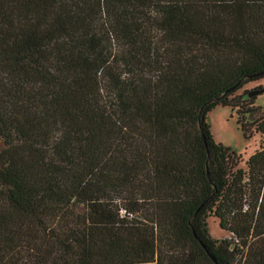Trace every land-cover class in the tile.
Wrapping results in <instances>:
<instances>
[{
	"label": "trees",
	"instance_id": "obj_1",
	"mask_svg": "<svg viewBox=\"0 0 264 264\" xmlns=\"http://www.w3.org/2000/svg\"><path fill=\"white\" fill-rule=\"evenodd\" d=\"M263 76L264 0H0V264H264Z\"/></svg>",
	"mask_w": 264,
	"mask_h": 264
},
{
	"label": "rangeland",
	"instance_id": "obj_2",
	"mask_svg": "<svg viewBox=\"0 0 264 264\" xmlns=\"http://www.w3.org/2000/svg\"><path fill=\"white\" fill-rule=\"evenodd\" d=\"M262 87H264V76L244 83L234 93L238 95V99L242 101L243 105L250 103L264 108V90L255 94H248L251 89H260ZM206 119L214 139L229 145L237 154H240L238 165L244 167L245 158L259 146L260 133L253 131L250 136L245 137L237 122L236 107H231L230 105L216 104L207 112ZM206 221L208 232L211 236L220 238L231 234L230 231L219 226L216 216L209 215Z\"/></svg>",
	"mask_w": 264,
	"mask_h": 264
},
{
	"label": "water",
	"instance_id": "obj_3",
	"mask_svg": "<svg viewBox=\"0 0 264 264\" xmlns=\"http://www.w3.org/2000/svg\"><path fill=\"white\" fill-rule=\"evenodd\" d=\"M264 90V87L260 88V89H251L248 94L251 95V94H255V93H258L260 91H263Z\"/></svg>",
	"mask_w": 264,
	"mask_h": 264
}]
</instances>
